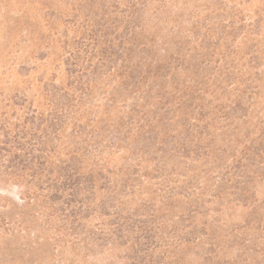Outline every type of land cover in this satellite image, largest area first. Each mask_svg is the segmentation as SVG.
Listing matches in <instances>:
<instances>
[{"label":"rangeland","instance_id":"obj_1","mask_svg":"<svg viewBox=\"0 0 264 264\" xmlns=\"http://www.w3.org/2000/svg\"><path fill=\"white\" fill-rule=\"evenodd\" d=\"M0 264H264V0H0Z\"/></svg>","mask_w":264,"mask_h":264}]
</instances>
